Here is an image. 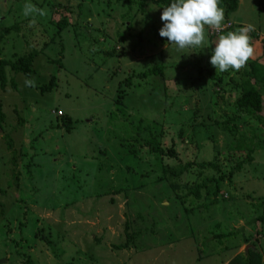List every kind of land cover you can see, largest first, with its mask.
Listing matches in <instances>:
<instances>
[{
    "label": "rangeland",
    "instance_id": "obj_1",
    "mask_svg": "<svg viewBox=\"0 0 264 264\" xmlns=\"http://www.w3.org/2000/svg\"><path fill=\"white\" fill-rule=\"evenodd\" d=\"M235 2L220 35L254 25V54L245 69L220 72L209 63L219 32L206 26L203 48L178 49L159 36L153 0H0L1 59L39 52L35 88L7 71L0 89V264H228L253 247L264 264V147L227 179L247 155L240 139L264 138V124L234 105L248 64L264 66V0ZM25 3L47 16L30 25ZM155 67L163 76L137 78ZM150 137L177 158L150 153Z\"/></svg>",
    "mask_w": 264,
    "mask_h": 264
},
{
    "label": "trees",
    "instance_id": "obj_2",
    "mask_svg": "<svg viewBox=\"0 0 264 264\" xmlns=\"http://www.w3.org/2000/svg\"><path fill=\"white\" fill-rule=\"evenodd\" d=\"M125 0H116V2H121ZM154 4L158 7H166L168 6L172 0H153ZM226 12H232L236 9V2L235 0H221V5ZM56 28H58L60 31L66 28V22L65 21H59L56 24ZM224 32V31H223ZM3 36H0V44L2 41ZM2 54V48L0 46V89L3 91L6 89L8 85V79H7V71L12 73H19L24 76H30L33 73V63L35 58L38 56L39 52L32 51L27 55H24L19 58H14L11 61H4L1 59ZM113 52L107 54V56H113ZM262 56L264 57V49L262 52ZM249 70L247 72H242V75L240 78H242V81L239 85H235V89L238 91L239 96L235 100V108L239 113H243L246 116L249 117L250 121L252 123H258L259 125L264 124V117L260 115L262 112V106H263V99L260 91L256 88V85L260 84L261 87H264V66L258 65V63L255 61L253 63L248 64ZM151 75H159L163 76V68L162 67H155L150 70L145 71L142 74H138L137 78L144 79ZM211 79H215L214 76H210ZM10 85L12 88L15 89V82L13 79H10ZM220 82V79H219ZM127 88H130L132 85L131 78L126 79L123 83ZM55 87V77H51L47 85L41 86L40 90L42 92H50ZM221 100H225V94L221 96ZM6 121V116L4 115L2 111V105L0 104V130H3V124ZM22 121H20V124ZM222 132H225L227 135L231 136L232 130H230L227 127H222L221 125H216ZM65 127H67V124H65ZM69 130V128H67ZM6 139V147L8 150H12V141L8 136H5ZM244 142L242 141V138L240 139V142L237 143V150L241 151V149H245L247 151V155L244 160H241L240 162H236V158L232 162L235 163L234 166L231 167V172H229L227 179H231L234 172H240L242 170V167L249 162L251 163L253 161L252 155L253 150L255 146L262 145L264 147V138H260L259 140L255 139L254 141H251L248 146H243ZM146 146L150 153H154L160 158H170V159H176L177 153L173 150V148H170L169 150H163L159 144V142L156 140V138L150 137L147 142ZM131 155V152H129ZM187 165L186 167H188ZM212 167L217 170V166H215L213 163H205L203 162L202 167ZM183 168L182 172H185L187 168ZM187 171V170H186ZM173 178H176L177 176L172 174ZM222 177L219 178L220 181H222ZM158 182H162L163 179L157 178ZM211 182L214 183V192L213 196L218 195L220 189H219V183L218 180H211ZM201 186H198L196 189H194L191 192V195L194 197V199L199 200V189ZM202 188H205L202 186ZM262 203V201H260ZM259 221L264 223V220L262 218H259ZM124 233L126 236L125 245L123 246L124 249H127L130 245L129 243L133 240V234L129 233L128 225L126 224L124 227ZM226 236L224 235H217L215 238L218 240L221 238H224ZM27 263L30 264L29 260H27ZM228 264H262L261 256L257 250L253 247V249H248L242 254H238L235 256Z\"/></svg>",
    "mask_w": 264,
    "mask_h": 264
},
{
    "label": "clouds",
    "instance_id": "obj_3",
    "mask_svg": "<svg viewBox=\"0 0 264 264\" xmlns=\"http://www.w3.org/2000/svg\"><path fill=\"white\" fill-rule=\"evenodd\" d=\"M220 5L221 0H172L163 7L160 15L163 26L159 29V36L167 38L168 44H174L181 50L186 47L203 48L206 26L216 32L223 30L225 13ZM47 14L46 8L32 3H25L23 7V16L32 17L30 25H35L37 16L45 17ZM253 31L255 26L248 24L226 35H219L211 51L210 65L220 72L245 69L254 54V47L250 44V33ZM24 85L35 88V78L25 77Z\"/></svg>",
    "mask_w": 264,
    "mask_h": 264
},
{
    "label": "built area",
    "instance_id": "obj_4",
    "mask_svg": "<svg viewBox=\"0 0 264 264\" xmlns=\"http://www.w3.org/2000/svg\"><path fill=\"white\" fill-rule=\"evenodd\" d=\"M226 25H228V24H226ZM230 26V25H229ZM226 29H223L221 32H219V35L223 32V31H225ZM218 33V32H217Z\"/></svg>",
    "mask_w": 264,
    "mask_h": 264
}]
</instances>
